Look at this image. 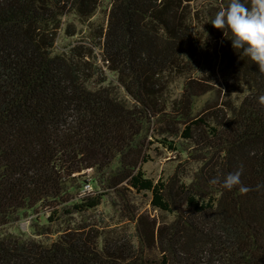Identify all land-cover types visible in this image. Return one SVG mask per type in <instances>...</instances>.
<instances>
[{
	"label": "trees",
	"instance_id": "trees-1",
	"mask_svg": "<svg viewBox=\"0 0 264 264\" xmlns=\"http://www.w3.org/2000/svg\"><path fill=\"white\" fill-rule=\"evenodd\" d=\"M195 2L0 0V264H264V74L210 23L229 0ZM100 9L105 24L91 45L129 101L105 80L91 82L86 61L55 51L62 18ZM206 54L237 101L196 72ZM173 76L183 88L167 104ZM210 92L215 99L193 112L194 98ZM155 128L180 138L156 142L196 164L189 180L178 170L146 175ZM240 169L246 195L210 183ZM132 191L170 218L148 227ZM108 194L128 210L133 234L83 218ZM39 213L61 224L53 240L37 238L49 233L44 225L36 237L6 230Z\"/></svg>",
	"mask_w": 264,
	"mask_h": 264
},
{
	"label": "rangeland",
	"instance_id": "rangeland-1",
	"mask_svg": "<svg viewBox=\"0 0 264 264\" xmlns=\"http://www.w3.org/2000/svg\"><path fill=\"white\" fill-rule=\"evenodd\" d=\"M205 2L206 0H196L193 4L194 8L202 9L201 5ZM106 4L107 2H104V5ZM103 11L104 9L98 10L97 13L88 20H82L74 15H68L62 18L58 28H56L55 51L72 54L73 59L86 61L89 68L85 76L90 77L91 75V82L99 83L105 80L103 84L113 86L114 91L120 98L129 101V97L118 85L115 75L106 68L99 51L96 48H92L91 45L92 39L96 37L98 29L105 24ZM196 21L200 22L199 19ZM78 46L92 49V56L81 59L80 55L77 56L75 53L80 52L79 48L74 49V47ZM194 65L197 73L209 74L213 80L215 79V81H213L214 86L221 90L220 92L225 99H232L233 101L239 99L238 94L229 91L227 89L228 86H225L221 64L216 56L206 54L204 58L196 59ZM182 88L183 79L181 77L173 76L168 80L164 93L167 104H174L180 99ZM215 97V92H210L194 98L192 105L193 112L197 113L207 102L214 100ZM161 138L175 142L176 144H181L180 138L176 135L164 133L158 128L151 131V138H148L152 143L149 145L151 161L143 165L146 175L153 178L155 181L164 180L175 170H178L182 173L185 180H189L196 164L191 163L183 152H172L164 145L156 142ZM93 187L94 184L90 182L89 184H85L84 189L92 190ZM131 205L133 210L144 217L148 227H151L153 224L158 225L162 220L170 218L165 213L152 208L149 203V194L147 193H136L132 191ZM41 214L43 213L30 214L28 217L20 219L18 223L13 224L6 230L24 236L36 237V235L41 232L42 225H44L49 230V233L37 238L45 242L53 240L61 224H48L46 222L47 216ZM83 218H88V221L97 227H106L111 235H131L134 233V225L128 218V210L123 208L120 200L114 194L104 196L101 204L94 211L84 214Z\"/></svg>",
	"mask_w": 264,
	"mask_h": 264
},
{
	"label": "clouds",
	"instance_id": "clouds-1",
	"mask_svg": "<svg viewBox=\"0 0 264 264\" xmlns=\"http://www.w3.org/2000/svg\"><path fill=\"white\" fill-rule=\"evenodd\" d=\"M215 29L224 34L230 33L231 46L234 51L239 50L241 55L249 57L264 74V0H229L228 4L216 12L210 21ZM242 50V51H241ZM264 104V96L260 97ZM242 169L228 173L222 183L213 179L211 184H221L223 189L231 191L238 188L241 195H246L250 189L241 182ZM262 185H257L259 190Z\"/></svg>",
	"mask_w": 264,
	"mask_h": 264
}]
</instances>
